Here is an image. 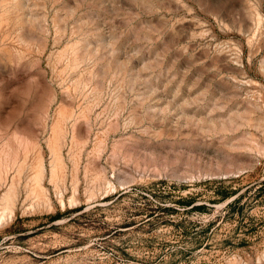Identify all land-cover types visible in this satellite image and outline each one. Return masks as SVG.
<instances>
[{
	"label": "rangeland",
	"instance_id": "374dc122",
	"mask_svg": "<svg viewBox=\"0 0 264 264\" xmlns=\"http://www.w3.org/2000/svg\"><path fill=\"white\" fill-rule=\"evenodd\" d=\"M262 180L264 0H0V264H264Z\"/></svg>",
	"mask_w": 264,
	"mask_h": 264
},
{
	"label": "trees",
	"instance_id": "16d2710c",
	"mask_svg": "<svg viewBox=\"0 0 264 264\" xmlns=\"http://www.w3.org/2000/svg\"><path fill=\"white\" fill-rule=\"evenodd\" d=\"M263 186H264V180L259 182V184H257L254 187L253 190L256 192V196H260V194L262 193V190H263ZM218 195H219L220 201L225 200V199L230 198V197H233V196H236V197H234V199L232 201H230L227 204L228 208H232L233 206L237 205L240 202V200L242 199L243 193L237 194V192H235L234 190H231V191H225L224 190V191L218 192ZM191 199L192 198L182 199L181 204L185 205V206H191V204H192ZM189 209L202 210V209H205V206L204 205H198V206L192 205ZM58 219H60L59 215L49 217L50 222L56 221Z\"/></svg>",
	"mask_w": 264,
	"mask_h": 264
},
{
	"label": "bare ground",
	"instance_id": "6f19581e",
	"mask_svg": "<svg viewBox=\"0 0 264 264\" xmlns=\"http://www.w3.org/2000/svg\"><path fill=\"white\" fill-rule=\"evenodd\" d=\"M2 220V218H0V221Z\"/></svg>",
	"mask_w": 264,
	"mask_h": 264
}]
</instances>
